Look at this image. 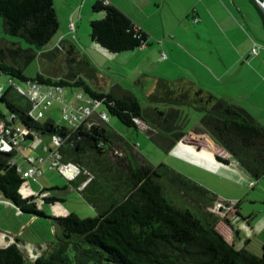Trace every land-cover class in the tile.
Wrapping results in <instances>:
<instances>
[{
    "label": "trees",
    "instance_id": "1",
    "mask_svg": "<svg viewBox=\"0 0 264 264\" xmlns=\"http://www.w3.org/2000/svg\"><path fill=\"white\" fill-rule=\"evenodd\" d=\"M92 9L103 11V15L90 20V37L106 49L128 50L147 41L146 34L116 5L96 0ZM0 18L4 32L21 36L31 44L24 48L14 42L6 45L0 42L2 74L21 81L34 79L42 83L81 87L80 91L100 99L102 109L116 115L125 125L138 128L134 117L144 121L145 130L165 151L183 136L181 124L175 121L182 117L181 109L174 105L161 109L154 104L162 101L158 94L151 96L153 104L144 106L133 92L125 90L116 94L111 90L95 89L78 72L71 71L66 76H51L38 69L32 75L25 72L24 66L37 55L36 49H43L58 28L54 0H0ZM67 51L73 58V46ZM7 55L12 62L6 59ZM10 91L19 93L22 102L13 95L11 98ZM168 92L175 95L172 98L175 104H190L186 89ZM199 92L195 91L196 94ZM0 98L9 109L8 113L0 110V117L11 116L12 121L21 122L40 133H58L65 137L59 146L62 159L75 162L81 169L76 177L68 180L74 183L78 179H87L79 191L96 207L93 216H79L74 211L47 215L38 206L37 194L24 195L21 192L25 178L11 161L13 152L0 150L2 195L22 212L49 217L56 231L50 248L32 261L26 259L17 244L21 233L16 235V241L0 246V264H71L67 254L69 246L78 250V264H90L91 258L98 260L96 264H264V240L255 252L249 248L251 238L236 247L217 229L216 221L220 215L210 207L221 200L206 187L163 162L152 165L136 159L132 161L124 148L130 144L104 122L84 120L72 128L49 118L34 119L27 112L28 99L14 85L3 90ZM194 106L202 110L201 127L228 155L216 153L218 160L224 163L234 160L254 178L264 174V126L244 108L222 97L199 96ZM153 130L158 133L151 134ZM164 135L169 141H164ZM185 144L194 149L193 145ZM204 151L214 156L210 149ZM169 170L198 187L199 194L206 199L195 203L193 208L177 204L160 179ZM91 181L96 183L94 190L109 186L118 195L105 206L101 205L98 197L92 195L94 190L87 191ZM102 193L100 191V195ZM43 199L53 202L62 198L51 194L44 195ZM223 217L227 219L226 215Z\"/></svg>",
    "mask_w": 264,
    "mask_h": 264
},
{
    "label": "crops",
    "instance_id": "2",
    "mask_svg": "<svg viewBox=\"0 0 264 264\" xmlns=\"http://www.w3.org/2000/svg\"><path fill=\"white\" fill-rule=\"evenodd\" d=\"M63 1L66 2V5L71 6V8L67 7L70 9L69 17L71 18L70 24H72L75 13L80 10L79 17L81 20V11H83L85 3L90 1L93 4L96 0H81L77 3V6L72 5L69 0ZM107 1L122 10L133 24L146 34L147 41L143 45L123 50L122 53H117L121 51H110L93 41L94 44L109 54L113 61L120 63L126 74L131 71L134 72L129 79V83L126 84L124 79L112 82L111 78L105 77L103 84L97 83L91 86L98 90H111L116 94H120L125 90L131 92L141 91V97L149 100L153 94H158L162 101L154 102V104L161 109L164 110L169 105L181 109L182 117L175 121L181 124V129L184 131V135L181 137H184L183 141L194 146V149H192L189 145L178 140L170 150L187 158L189 161L183 159L187 164L208 172L211 171L207 168H217L220 165L230 167L237 164L234 160L224 163L216 158V153L223 156L228 155L213 137L201 127L199 120L188 130H185L188 116L181 105L185 104L199 109L194 106L198 102V97L211 94L241 106L256 122L264 126V51H260L258 54L250 53L253 40L264 43V16L262 10L258 7V1ZM99 12L102 16L103 11L100 10ZM194 17L197 19L194 20ZM55 43H60V46L65 49L73 46L70 40L65 38V35L58 36ZM162 52L166 54L165 57H162ZM105 58L109 59L108 57ZM182 89L189 91L190 104H175V101L172 100L175 95L168 92ZM195 91L200 92L196 94ZM135 96L137 97L136 94ZM142 105L146 106L148 104L142 103ZM141 122L146 127V123L142 120ZM139 127L141 126L139 125ZM155 133H158V131L153 130L151 132V134ZM46 134H43L41 138L45 139ZM200 134L205 136L201 138L202 145L198 146L199 137L197 136ZM164 141H169V137L164 135ZM43 144L51 146L52 142ZM205 149H210L214 156H209L204 151ZM23 164L25 167L27 166V163ZM44 166H48L46 161L39 164L40 173L38 176L49 173L48 169L43 170ZM184 171L186 175H191L205 184L208 183L202 179V176H198V174H201L200 172L192 174V172H189L190 170ZM54 183H58V180H55ZM86 183L87 179H78L72 184L79 190ZM24 184L23 189L27 192H21L24 195L31 194L32 192L28 190L30 183L26 181ZM41 188H44V191L41 192ZM95 188L96 183L93 181L87 185V191H92ZM100 191L103 192L101 195ZM100 191L94 190L92 195L97 196L99 203L104 206L118 195L109 186H102ZM42 193L51 195L48 187L45 185L40 187L37 192L38 206L41 201H44ZM56 201L59 200L53 202ZM94 208L96 210V207ZM17 210L20 211L18 208ZM225 215H227V212ZM220 216L223 217L224 215ZM233 216L235 221H239V224L234 226L228 217L225 220L232 227H235V234L231 241L236 247H241L245 239L251 238V233L254 232L255 228L257 230L264 228V217L257 219L255 224H250V218L242 216L237 209L234 211ZM29 217L31 220L35 215L30 214ZM3 231L18 235V232L10 228H5ZM4 239L6 238L4 237ZM19 241L26 243L32 250L37 249L40 243L49 244V249L53 243V240L37 242L29 238H21ZM39 254L41 252H38L36 256Z\"/></svg>",
    "mask_w": 264,
    "mask_h": 264
},
{
    "label": "rangeland",
    "instance_id": "3",
    "mask_svg": "<svg viewBox=\"0 0 264 264\" xmlns=\"http://www.w3.org/2000/svg\"><path fill=\"white\" fill-rule=\"evenodd\" d=\"M69 1L74 6H77V3L81 2V0ZM67 6L68 5H66V2L63 0H55L58 28L48 43L43 47L44 50L42 48L36 49L37 55L24 66L25 72L32 75L38 69L51 76H66L73 71L78 72L91 85L97 83L103 84L105 82V77L111 78L112 82L124 79L125 84L129 83V79L132 77L134 71L126 74V71L122 68L120 63L113 61L110 58V55L98 45L94 44L90 37V18H98L101 16L100 12L93 10L92 3L87 1L83 11H81V20L79 17L80 10H78L73 16L72 24H70L71 18L69 17V8H71V6H68L69 8ZM60 35H65V38L70 40L73 44V58H70V54L67 51L68 47L65 49L60 46V43H55L57 37ZM0 42H3L4 45L14 42L24 48L31 45L21 36L4 32L2 30L1 18ZM41 50L43 51L41 52ZM122 51L117 53H122ZM105 57H108L109 59H106ZM6 59L12 62V59L8 55L6 56ZM9 79L10 78L7 74H0V86L2 88L0 91L5 90L10 84H12ZM13 79V82L16 85L25 87L24 81L17 78ZM75 88L76 90H82L81 87H64V91H68L66 96L67 103H79L75 94L72 93ZM133 92L143 104H153L148 98L141 97V91ZM8 95L11 98L13 95L17 101L22 102L23 100V97L19 93H12V91H10ZM56 101L57 100L54 99L53 103L45 109L46 116L51 113L54 118L60 117V108H63V105ZM103 107V105H100L97 109L100 110ZM181 108L188 116L185 126V130H188L192 125L198 122L202 111L185 104L181 105ZM0 110L4 113L9 112L6 103L1 98ZM106 112L108 118L104 123L121 134L130 144V147L124 145V148L132 161L136 159L137 161H145L152 165H157L160 162H163L172 167L174 171H179L185 176L191 177L192 180L206 187L217 199H220L229 206L231 205L232 208L226 211V217L231 220L234 226L239 224V221H235L233 216L236 209L242 216L250 218V224H255L257 219L264 217V174L258 178H254L248 175L238 164H234L230 167L221 165L217 168L206 167L211 172L196 166H191L185 161L188 159L184 158L177 152H174L173 150H163V148L155 141L154 136L151 137V135L144 130L145 128L127 126L122 123L116 115L109 113L107 110ZM204 136V134L197 136L199 137L198 146L202 145L201 138ZM44 137L45 139L41 137L26 139L24 141L26 146L23 147L22 151H17L14 154V158H16L18 162L27 163L25 157L33 155L39 158L40 156H43L45 151L42 148V144L45 142L51 143V135L49 133ZM215 147L213 148L214 150ZM44 169H48L47 171H49V173L40 174L41 176L39 175L37 178L29 177L27 178V183H30L28 190L34 194H37L40 187L45 185L48 187L51 194L62 198L56 202L41 201L39 203V207L43 208L47 215L65 214L69 211H74L79 216H93L96 214L93 205L84 198L83 194L74 187L56 167L44 166L43 170ZM184 170H190L189 172H192V174L200 172L201 174H198V176H202V179L208 183L205 184L191 175H186ZM174 171H167L160 179L167 185L168 190L171 193L170 195H172V198L177 201V204L193 208L195 203L203 202L206 199L202 194H199L200 191L198 187L191 184L190 181L185 178L178 176ZM55 180H58V183H54ZM23 187H25V184L22 185L21 191L26 193L27 191L23 189ZM237 201V205H234ZM222 207L223 209L227 208L225 204H223ZM221 213L224 212L220 211L219 215H222ZM29 216V213L18 211L17 207L0 192V231H3L5 228H10L18 232V234L21 233V238H29L37 242L55 239V226L52 224L50 218L42 215H35V217L30 220ZM216 227L226 239L229 241L233 240L235 227H232L225 218L219 216L216 221ZM0 234L2 236L4 235L3 232H0ZM263 240L264 228L261 230L255 228L254 232L251 233L249 248L258 252L260 248L259 246ZM18 243L19 248L28 261H32L38 252H45L49 245L47 243H40L37 249L32 250L26 243H22L21 241H18ZM77 252L78 250L72 246H69L67 249V254L71 258V264H78ZM95 261L98 262V260H93V258H91L90 264H96L97 262Z\"/></svg>",
    "mask_w": 264,
    "mask_h": 264
},
{
    "label": "built area",
    "instance_id": "4",
    "mask_svg": "<svg viewBox=\"0 0 264 264\" xmlns=\"http://www.w3.org/2000/svg\"><path fill=\"white\" fill-rule=\"evenodd\" d=\"M104 3H107V0H102ZM197 18L194 17V20ZM145 43H142L143 45ZM260 51H264V43L253 40L250 46V53L258 54ZM162 57H165L166 54L162 52ZM0 74L1 71H0ZM15 88L26 96L29 101V108L27 110L28 114L34 119H52L56 123H64L69 127H76L79 123L84 120H88L89 123L94 122H105L108 118L107 112L105 109L98 110L97 107L100 106L101 100L90 97L80 90H74L72 93L75 94V97L79 100V103H67L66 96L68 91H64L63 85L55 83H42L37 80L26 79L25 87L21 85H16L13 81L14 79H9ZM0 86V90H1ZM2 91H0L1 93ZM63 105V108H60V117L54 118L51 113L46 116L45 109H47L53 101ZM64 103V104H63ZM134 120L137 122L138 126L146 128L143 125V122L138 117H134ZM146 125V124H145ZM50 134V133H49ZM51 146L43 144L42 148L45 151L43 156L35 157L33 155L25 157L27 160V166L25 167L23 162H18L14 158V154L17 151H22L23 147L26 146L24 141L26 139H33L35 137H42L43 133H40L30 126L24 125L21 122L12 121V117L8 116L6 118L0 117V150L2 151H11L12 163L16 165L17 170L20 172L21 176L25 178L23 184L27 181V178L33 177L37 178L40 173L39 164L44 161L47 162L49 167H56L67 179H72L78 175L80 172V167L73 161H64L62 159V152L59 149V146L64 140V136L58 133H52ZM117 153H121L119 150H115ZM22 184V185H23ZM41 194V193H40ZM42 195H46L42 193ZM223 204L227 206L226 209H223ZM231 208V205L224 203L223 201H216L215 204L210 207V209L220 213L225 214L227 210Z\"/></svg>",
    "mask_w": 264,
    "mask_h": 264
},
{
    "label": "water",
    "instance_id": "5",
    "mask_svg": "<svg viewBox=\"0 0 264 264\" xmlns=\"http://www.w3.org/2000/svg\"><path fill=\"white\" fill-rule=\"evenodd\" d=\"M258 1V3H259V6H260V8H261V10H262V12H263V14H264V0H257ZM180 140H182V138H180L179 139V141ZM21 211V210H20ZM49 218V217H48ZM3 232V234H4V237L6 238V239H9L7 242H5V243H2V244H0V246H5V245H7V244H9L10 242H13V241H16V235H14V234H11V233H9V232H5V231H2ZM17 244H18V242H17ZM19 246V245H18Z\"/></svg>",
    "mask_w": 264,
    "mask_h": 264
},
{
    "label": "bare ground",
    "instance_id": "6",
    "mask_svg": "<svg viewBox=\"0 0 264 264\" xmlns=\"http://www.w3.org/2000/svg\"><path fill=\"white\" fill-rule=\"evenodd\" d=\"M3 236H4V235H3ZM3 236L0 234V244L5 243V242L8 241V240L4 239Z\"/></svg>",
    "mask_w": 264,
    "mask_h": 264
}]
</instances>
